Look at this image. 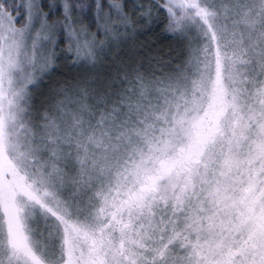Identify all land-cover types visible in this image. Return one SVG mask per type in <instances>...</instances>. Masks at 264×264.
<instances>
[{"label": "snow or ice", "instance_id": "6c2138e0", "mask_svg": "<svg viewBox=\"0 0 264 264\" xmlns=\"http://www.w3.org/2000/svg\"><path fill=\"white\" fill-rule=\"evenodd\" d=\"M0 264H264V0H0Z\"/></svg>", "mask_w": 264, "mask_h": 264}]
</instances>
